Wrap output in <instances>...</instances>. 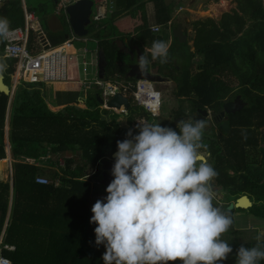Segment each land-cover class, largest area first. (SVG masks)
I'll use <instances>...</instances> for the list:
<instances>
[{"label":"trees","instance_id":"16d2710c","mask_svg":"<svg viewBox=\"0 0 264 264\" xmlns=\"http://www.w3.org/2000/svg\"><path fill=\"white\" fill-rule=\"evenodd\" d=\"M10 1V6L0 8V16L9 20L10 29H17L24 25L20 3ZM153 1L157 23L168 26L173 22L177 5L168 7L165 0ZM196 27L194 52L190 41L181 44L175 38L167 62L154 61L158 71L171 70V77L178 82L177 95L189 97L195 110L218 112L227 101L238 96L247 103L241 112L229 115L230 133L222 131L224 136L218 144L211 138L213 142L208 148L209 163L218 172L214 180L227 192L224 195L227 205L220 209L233 218L230 230L234 229L236 211H229L228 206L245 195L254 202L248 212L264 220V0H238V11L226 14L220 23L210 19L198 22ZM139 30L150 43L164 41L161 36H154L147 25ZM52 40L55 46L65 42L63 38ZM4 47L5 40L0 39V51ZM4 62L5 82L10 85L15 61L4 59ZM44 89L43 83H23L11 104L10 97L0 93V160L8 157L9 108V139L15 160L13 183L0 182V237L11 209L5 243L14 244L15 238L19 239L15 252L3 253L14 264H104L102 256L106 249L95 244L97 225L90 223V218L93 197L106 192L99 187L100 182L93 187L92 180L82 179L88 176L89 169L98 168L102 180L101 162L112 158L117 141L125 139L127 131L112 121L111 111L99 108V95L91 96V110L71 106L55 112ZM136 112L138 108L133 109L132 115ZM133 120L130 117L129 122ZM50 154L67 158L64 172L71 178H63L59 188L38 184L36 179L42 169L16 161ZM69 154L74 156L67 157ZM79 156L83 161H79ZM256 245L244 244L249 248ZM240 246H233L228 264H236ZM24 249L30 252L28 256L23 255ZM259 264H264V260Z\"/></svg>","mask_w":264,"mask_h":264},{"label":"clouds","instance_id":"9594fccd","mask_svg":"<svg viewBox=\"0 0 264 264\" xmlns=\"http://www.w3.org/2000/svg\"><path fill=\"white\" fill-rule=\"evenodd\" d=\"M9 34L10 22L0 16V39ZM149 56L166 63L169 44L153 41L147 54L138 58L141 73L147 71ZM6 68L0 58V75ZM152 95L150 111L155 115L161 93L156 90ZM135 127V134L129 128L126 138L117 141L107 195L91 208L90 223L97 225L95 244L106 249L104 264H169L177 260L220 264L227 260L233 248L221 236L233 218L213 203L211 182L218 172L202 151L207 149L203 135L208 121L194 116L180 120L179 131L161 126L159 120L138 122ZM257 240L256 246L237 249L236 264L264 260V241L259 236Z\"/></svg>","mask_w":264,"mask_h":264},{"label":"crops","instance_id":"0c3cea01","mask_svg":"<svg viewBox=\"0 0 264 264\" xmlns=\"http://www.w3.org/2000/svg\"><path fill=\"white\" fill-rule=\"evenodd\" d=\"M27 1L29 2L28 5H27ZM91 1L93 2L91 22L90 25L87 26L88 33L83 36L78 35L74 30V28L72 27L71 17L68 12L69 7L74 6L80 2L64 4L63 0H42V3H40V7H35L34 4L30 3V0L18 1L20 3L18 4L19 10L21 11L24 20V25L19 28H26L27 13L33 14L35 19L33 22V30L30 31V38H29L30 51L34 55L46 56L47 63L44 64V68L40 72L44 75V80L40 79L41 80L40 83L45 84L44 93L47 102L49 100L48 93L50 91V88L52 92V97L54 99L55 97L53 92H56L60 95L61 101H55V105L52 106L49 105L50 108L55 112L65 111L68 107L71 106L78 107L82 110L83 109L91 110V104H92L90 99L91 96L99 95L98 106L102 111H111L118 113L119 115H123V117L121 118H125L130 125L134 124L136 120L139 119H145V121L147 122H152L154 120L160 119L162 114L164 116L167 115L168 117L167 118L165 117L167 121H165V119L164 120L160 119L161 126H168L171 128H174L175 125V122H171V119L172 120L174 118H179L180 120L190 119L195 109L193 107V104L188 99L189 97H179L177 95L178 82L173 77H171L170 75L171 70L169 68L168 69L165 68L163 69L164 70L163 72L158 71L157 67L155 66L156 60L152 61L150 56L149 59L151 62L148 65L149 72L153 76L162 78V81H157L155 83L152 82L153 87L155 88V86H158L160 91L157 90L156 88L155 89L161 93L162 109L159 117H153L143 106L139 105L132 93L126 94L124 92H120L125 98L130 99L131 106L128 110L124 106H122L121 109H117V110L111 109L108 106V103L114 97L110 98L109 96H105L103 88L98 87L97 85L98 82L119 84V83L141 81L135 77L130 76L131 66L137 65L139 56L142 55L143 52L147 54V50L150 49L152 43H150L149 39H146L144 33L141 34L139 28L143 25L145 26L147 25V27L151 29L154 36H158V35L161 36L164 39V41H166L169 44V52H170L175 39L173 32L179 25H181L179 24L176 25L177 27H174L176 17H173V22H171L168 26L159 25L157 23L156 7L153 0H143L141 2H138V0H91ZM10 2H11L10 0H0V8L4 7L5 5L10 6ZM50 5H52L55 8V11H51V12L48 11V7H50ZM95 7H98L97 12L95 11ZM9 10L11 11L10 7ZM42 20H44L46 24H44ZM45 27L48 28V30L52 29L54 31H59V32L61 31L63 35L60 39L63 38L65 42L61 45L55 46L53 40L50 39L51 38L49 36L50 32H47ZM158 27L160 28V32H155L154 28H158ZM11 30L14 29H10V31ZM185 34L187 35L186 32ZM4 40L6 45V39L4 38ZM66 45L71 46L73 51L68 53V51L65 49ZM59 50L62 51L54 54V52H57ZM2 52L3 50L0 52V58H3ZM51 54L54 55L51 56ZM102 57H105L104 59H106L105 62L107 64L105 63L102 64ZM88 58H90V62L87 61ZM123 58L126 59L123 60ZM4 59L5 58H3V61ZM82 65L85 68L84 69L85 72L83 73L82 79H80L81 74L79 76L77 72V67L78 66L81 67ZM89 67H92L91 74L88 71ZM15 71L16 68L14 63V73ZM14 73L11 76V84L10 85L7 84L12 88V95L9 96L10 104L12 103L15 94L18 88L20 87L19 86L13 93ZM90 75H94V79H90L89 78ZM52 76L62 79H57V80L52 79L50 81L45 80L46 79L45 77H48L49 79ZM71 78L73 80H71ZM170 84H175L177 87L176 90L173 91L175 94L174 97H176L177 100L178 99L181 101L188 100V102L192 104V109L190 108V111L185 112L179 109L174 113L173 109L170 111L165 109V105L168 98L165 96V92L161 89L160 86L166 85L165 87H168L167 85ZM46 85H50V87L47 89ZM93 86L99 88V91H101V93L99 94L97 90L93 91ZM75 93L76 95L78 94V97L77 96L74 97ZM80 93H83V95H80ZM174 97H173L174 100L173 104L177 102ZM102 101H104V103H102ZM56 102L58 103V105L56 104ZM134 108H138V112L132 115V111ZM10 113L11 110L9 108L6 117V132H7L6 141H7V145H10V148L12 150V146L9 139ZM130 117L134 118L132 123L129 122ZM209 127L210 129L212 128L211 126ZM132 129L134 130V134L135 132L138 131V129H136L135 126ZM215 134L218 133L215 132ZM8 148H7V154H9L8 157L10 158L11 150L8 151ZM208 148H210V146L207 147L206 150H202L204 151V153H206V158L208 155H209L208 157L211 156ZM69 155L73 156L72 154ZM69 155L67 157H69ZM43 158L46 160V162H44L41 165V167H39L40 169H42L41 175H39V177H43L50 180L51 185H55V187L59 188L63 184L62 183L63 178L68 177L64 172L67 158L62 157V155L60 154L58 155L50 154L48 156L41 157L39 159H43ZM27 159H35V158H27ZM3 161H7V159L0 160V162ZM91 169L94 170L93 168ZM89 170L87 173L88 176L82 180H89V179L92 180L93 187H96L99 184V182L101 184L102 180L100 181L96 179V176L98 174L89 172ZM95 170H99V169L96 168ZM10 177H11L10 173L6 172L5 176L0 180V182L3 181L7 182L11 180L13 183L14 177L11 178ZM99 187L103 188L102 184ZM213 189L215 191V198L213 202H217V197H216L217 191L214 187ZM237 201L232 202L231 204H236ZM219 202L220 205L216 207L218 208L223 207L222 204L225 203L224 197ZM91 206H93V202ZM229 207L230 206H228V209ZM250 209L248 210L234 209L236 211V213L234 214V229H230L233 231V234L231 233V237H228L226 235V237L231 241L225 240L230 244L232 248L233 246L236 248L237 245L257 244L258 236L261 238V241H264V220L255 216L251 212H248ZM234 210H229V211H234ZM11 212L12 211L10 209L8 220L5 225V229L0 237L2 255L4 257L6 256L4 255L3 251L7 250L9 252H15L17 250L16 245H19V239L17 238H15L14 244L5 243L7 236L6 229L8 227ZM253 221H255V223H253ZM238 222H239V226H238ZM51 224L52 222L48 223L47 225H51ZM24 251L25 252H23V255L28 256L30 252L26 249H24ZM6 258H8L14 264L12 259H10L9 257Z\"/></svg>","mask_w":264,"mask_h":264},{"label":"rangeland","instance_id":"374dc122","mask_svg":"<svg viewBox=\"0 0 264 264\" xmlns=\"http://www.w3.org/2000/svg\"><path fill=\"white\" fill-rule=\"evenodd\" d=\"M30 3L34 4L35 7H40V3H42V0H30ZM28 4H29V2L27 1V5ZM172 4H176L177 8H178V9H176L174 16H173V17H176L175 25L181 24L184 26L185 32L187 33L188 38H189L188 41H190V47H191L192 52L195 51L194 39L197 37V33H196L197 27L196 26H197L198 22H201V21L204 22V21L212 19V20H215L217 23H220L226 14H230V13L233 14L234 11H238V0H173ZM181 7H182V9H181ZM97 10H98V7H95L96 12H97ZM48 11L49 12L55 11V8L52 5H50V7H48ZM42 21L44 24H46V22L44 20H42ZM45 29L47 32H50V34H49V36L51 37L50 39H52V37H55L56 39H60L63 35L61 31L60 32L54 31L52 29L48 30V28H46V27H45ZM233 29H235V27H233ZM124 59H126V58H123V60ZM87 61L90 62V58H88ZM82 63H83V61H82ZM84 69L85 68L83 67V65L81 67L80 66L77 67V72H78L79 76L81 74L80 79H82V77H83V73L85 72ZM88 71L91 74L92 73V67H89ZM95 71H93V72H95ZM89 78L94 79V75H90ZM71 80H73V79L71 78ZM165 86L166 85L160 86V87L165 92V96L168 98L166 105H165L166 110L170 111L173 109V112L175 113V111H178L179 109L181 111L183 110L185 112L190 111V108L192 109V104L189 103L188 100H182L181 101L179 99L177 100V98L174 97L175 94L173 91H175L177 88L175 84L167 85L168 87H165ZM46 87L48 89L50 87V85H46ZM155 88L160 91L158 86H155ZM96 90L99 92V94L101 93V91H99V88L93 86V91H96ZM53 94H54L55 99L52 97V92H51V88H50V91L48 93V99H49L48 102H49V105H51V106L55 105V101H61L60 95L58 93L53 92ZM80 95H83V93H80ZM75 96L78 97V94L76 95V93H75L74 97ZM173 97L177 101L176 103L174 102L175 104H173V101H174ZM56 104L58 105L57 102H56ZM93 110H95V109H93ZM110 114L113 115L112 121L119 123L124 131H128L129 128H133L134 126L137 125L138 122H145V119H139V120H136V122L134 124L130 125L125 118H121V117H123V115H120V117L118 118L117 117L118 113L110 112ZM165 117L167 118L168 116L167 115L164 116L162 114L160 119H162V120L165 119V121H167ZM95 118H98V116H95ZM119 119H120V121H119ZM160 119H157V120H159V122L161 123ZM179 121H180L179 118H174L173 120L171 119V122H175L176 129L175 128H173V129H175L177 131H179L177 128V123ZM216 128H217V126L215 127V129ZM209 129H210V127L208 126L207 130L205 131V133L203 135V142L207 146H210L213 142V140H211V138H213L215 140L214 142L218 144L217 141L218 140L221 141V136H224V134L221 132H218V134H215V132L214 133H212V131L210 132ZM125 133L126 132H124V134ZM226 135H228V134H226ZM262 146L264 147V143H262ZM10 150H11V148L9 146L8 151H10ZM204 154L206 156V153H204ZM70 156L71 155H69V157ZM73 156H74V154H73ZM6 159H7V161L0 162V180L5 176L6 172H9L10 176L14 177L13 162L15 160L13 158L12 152H11L10 158L7 157ZM6 159H4V160H6ZM106 160H110V159H106ZM16 161L21 162V163L22 162L27 163L30 166L34 165L33 163H31L29 161V159H25V160L20 159V160H16ZM79 161H83L82 156H79ZM101 169H102V166H101ZM89 172H93V173L98 174L99 170L90 169ZM98 177H96V179L100 180V175H98ZM211 183L217 191V194H216L217 202H213V203L215 206H219L220 204L218 202L223 199L224 195L227 192L225 193L224 186L218 185L216 180H212ZM226 205H227V203L222 204V206H226ZM253 223H255V221H253ZM238 226H239V222H238ZM231 233L233 234V231L228 230L227 232L222 234L221 239L231 241L230 239H228L226 237V235L228 237H231ZM228 259H229V256H228ZM228 259L220 262V264H228L229 263Z\"/></svg>","mask_w":264,"mask_h":264},{"label":"built area","instance_id":"2783aa9c","mask_svg":"<svg viewBox=\"0 0 264 264\" xmlns=\"http://www.w3.org/2000/svg\"><path fill=\"white\" fill-rule=\"evenodd\" d=\"M82 0H63L64 4L67 3H77ZM33 14H26V28H18L10 31V34L6 39V45L2 52V57L7 60L15 61L16 71L13 76V93L15 90L21 86L23 83L35 84L41 82L37 78V75L44 68V64L47 63L45 55H34L29 49V38L30 31L33 30V22H34ZM155 32H160V28H154ZM1 52V51H0ZM63 77V76H62ZM57 80L62 78L56 77H46V81ZM98 85L104 87V95L111 97H115L118 93H132L139 105L143 106L153 117L160 116L162 102L159 108V112L157 114H153L150 111L151 105L154 101V96L152 93L156 91L153 87L152 83L149 81H138V82H128V83H119V84H109L98 82ZM162 101V98H161ZM34 166L40 167L46 160L43 159H29ZM96 174V173H95ZM37 183L49 185L51 184L50 180L38 177ZM107 193L95 195L93 197V205L98 199H102L105 197ZM0 264H13L8 258L2 255V247L0 244Z\"/></svg>","mask_w":264,"mask_h":264},{"label":"water","instance_id":"95a60500","mask_svg":"<svg viewBox=\"0 0 264 264\" xmlns=\"http://www.w3.org/2000/svg\"><path fill=\"white\" fill-rule=\"evenodd\" d=\"M173 0H165L166 5L169 7L171 6ZM92 8H93V2L91 0H84L74 6L69 7L68 12L71 17V24L76 33L80 36L86 35L88 33L87 26L90 25L91 22V15H92ZM175 38L179 40L181 44H185L188 42V36L185 34V28L183 25H179L173 32ZM105 57H102V64L105 63L106 59ZM130 76L137 78L138 80H148L153 83L157 81H162L161 77L153 76L148 68L147 71L144 73L140 72L139 66L133 65L131 66V72ZM0 93H3L7 96L12 95V88L8 86L5 82V76L4 74L0 75ZM104 103V101H102ZM247 103L242 101L241 97H239L234 102H228L223 107V116L226 115H232L236 114L238 112H241L245 107ZM108 106L111 109H121L122 106H124L127 110L130 108L131 103L129 98H125L121 93H118L109 103ZM209 116V112L203 109H199L196 114H194V117L196 119H206ZM209 126H213L212 122H209ZM221 129L226 133H230V125L228 123H224L221 126ZM10 146V145H9ZM115 161V153L112 156V161L110 160H104L102 161V186L104 188V191L106 192V187L113 179V176L111 175V168ZM242 202L244 204H242ZM254 206V203L250 200L248 196H244L240 198L236 204H231L229 207V210L234 209H243L248 210Z\"/></svg>","mask_w":264,"mask_h":264},{"label":"flooded vegetation","instance_id":"af4514ba","mask_svg":"<svg viewBox=\"0 0 264 264\" xmlns=\"http://www.w3.org/2000/svg\"><path fill=\"white\" fill-rule=\"evenodd\" d=\"M239 97H241V96H238V97H236L234 100H229V101H227L226 103H228V102H234V101H236ZM241 99H242V97H241ZM242 101H243V99H242ZM245 102V101H244ZM225 103V104H226ZM246 103V102H245ZM139 104V103H138ZM224 104V105H225ZM224 105H223V107H224ZM198 110L199 109H197V110H195L194 112H193V114H192V116H194V114H196L197 112H198ZM206 111H208L209 112V116L206 118V120L208 121V126H209V122H212V124H213V126H212V128H211V130L209 129V131L211 132L212 131V133H214V132H221L222 133V129H221V126L224 124V123H228L229 125H230V117H229V115H226V116H223L222 115V113H223V109L221 110V111H218V112H215V111H213V110H206ZM217 126V128L215 129V127ZM230 128H231V126H230ZM207 130V129H206ZM231 131V130H230ZM209 156V155H208ZM208 158V160L210 159V157H207ZM110 160H112V158H110ZM209 162V161H208Z\"/></svg>","mask_w":264,"mask_h":264},{"label":"bare ground","instance_id":"6f19581e","mask_svg":"<svg viewBox=\"0 0 264 264\" xmlns=\"http://www.w3.org/2000/svg\"><path fill=\"white\" fill-rule=\"evenodd\" d=\"M65 49L68 51V53L69 52H71V51H73V49H72V47L71 46H69V45H66L65 46ZM62 50H59V51H57V52H54V54H56V53H59V52H61ZM50 54V53H49ZM54 54H51V56L52 55H54ZM50 59V58H49ZM63 67H65V66H63ZM54 70H56V69H54ZM60 70V69H59ZM54 74V73H53ZM56 74V73H55ZM60 74V73H59ZM53 77V76H52ZM60 77V76H59ZM37 78L40 80V79H44V75L42 74V73H39L38 75H37ZM46 78V77H45ZM5 162V161H4ZM7 164V163H6ZM5 165V164H4ZM8 165V164H7ZM246 196V195H245ZM242 204H244L243 202H242Z\"/></svg>","mask_w":264,"mask_h":264}]
</instances>
